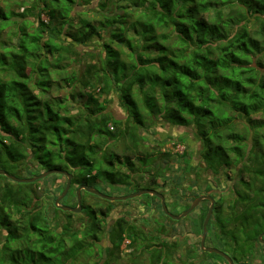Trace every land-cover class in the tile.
<instances>
[{"label": "trees", "instance_id": "obj_1", "mask_svg": "<svg viewBox=\"0 0 264 264\" xmlns=\"http://www.w3.org/2000/svg\"><path fill=\"white\" fill-rule=\"evenodd\" d=\"M2 1L0 169L15 174L30 157L44 170L70 173L72 186L128 183L132 173L149 172L145 156L137 155L139 171L132 157L147 119L193 125L214 173L250 155L243 168L260 180L261 198L241 195L243 209L236 215L232 208L227 232L234 242L238 226L250 227L255 239L264 229V130L251 136L264 128V0H30L22 13L6 10ZM79 2L96 3L101 19L94 24L82 10L75 18ZM33 10L37 22L30 31L29 21L19 17ZM13 24L16 51L1 50L9 47L3 35ZM95 41L99 49L85 48ZM60 80L78 87L66 100L44 97ZM111 93L126 112L124 120L107 110ZM70 102L79 104L76 111L68 109ZM121 134L131 154L108 149ZM37 182L0 174V264H113L125 236L131 246L137 242L136 225L121 215L109 228L111 251L103 258L99 242L111 201L96 210L84 206L81 194L87 219L75 224L74 212L54 205V215L48 214ZM147 184L158 190L163 185L153 173ZM145 195L162 211L155 195ZM58 213L65 221L53 225ZM141 234L149 241L142 244L149 264H172L176 241ZM95 252L101 258L89 262Z\"/></svg>", "mask_w": 264, "mask_h": 264}, {"label": "rangeland", "instance_id": "obj_2", "mask_svg": "<svg viewBox=\"0 0 264 264\" xmlns=\"http://www.w3.org/2000/svg\"><path fill=\"white\" fill-rule=\"evenodd\" d=\"M29 2L30 0H3L2 4L6 10H13L22 13L24 12L23 9L27 7L26 5L29 6ZM108 3L109 6L107 11L111 12L113 10L111 3L113 2L110 1ZM75 10L78 13H76ZM75 10L73 13L75 18L81 14L79 13L81 10L83 12L87 11L85 16L90 18L94 24L102 17L96 3L90 5L79 2L78 6H75ZM41 17L43 20H46V15L44 13ZM25 20L29 21L26 28L31 31L33 28L32 25L36 26V11L33 10L27 16L19 17L20 22ZM17 26L18 24H13L4 30L3 38L8 39L9 42H7V45L9 47H5L1 50L11 49L16 51V48L12 47L11 44L16 43L17 38L16 36L11 35V31L16 30ZM78 26V23H75L74 29ZM78 47L84 48L81 46ZM85 48L99 49L96 41L88 44ZM74 68L77 71L79 66L76 65ZM54 75L53 79L57 81V75ZM77 87L78 84L76 83L72 84V86H68L62 80H60L59 84H55L53 82L49 92L44 97L56 96L62 97L66 100L71 92H75ZM109 98L110 100L107 103V110L115 118L124 120L126 112L121 107L116 94L111 93ZM69 101L73 100H68V102ZM79 101L80 105L85 102L83 99ZM79 104L75 105L74 102H70V108L68 109L76 111ZM145 123V128L140 130L142 139L139 142V152H132V157L136 165V170L138 169L139 171L142 168V164L137 155H143V157L145 156L147 158L146 169H149V172L132 173L133 176H130L128 183L113 184L110 182H99L96 184L90 183V185L109 196L127 195L135 191L148 188L147 179L149 174L153 173L154 175L159 176V182L163 184L160 187V190L155 188L153 189L160 193L161 191L163 192L166 205L170 211H173V209L180 210L183 204L190 200V196L187 195L199 192L200 190H198V185H200V183L205 179H209L211 177L207 175L205 167L203 166L204 160L202 154L205 148L196 134L193 125H190L189 127L172 125L162 118L158 120L147 119ZM239 126L245 127L242 123H240ZM263 130V127L254 129L251 136L254 137L259 135ZM117 139L118 140L108 144V149L116 151L119 155L127 153L131 154V152L126 151L125 146L128 145V140L125 138L124 134L119 135ZM147 153H149V156H146ZM43 171L45 170L40 168L34 159L28 157L24 165H22L19 170L14 171L15 174L13 175L20 178H26L35 176ZM234 171V169H230V175L227 174V176H225L226 179L221 176L222 180L219 182L217 178L215 179L218 182L216 186L218 190H224L223 192L227 194L226 190H228V185L234 182ZM66 179V176L63 174L51 173L46 177L39 179V182H37V185L35 186L38 195H40L42 199L41 205L46 207L50 216L54 215V200L62 193ZM215 180L213 181L214 183L216 182ZM191 183H194L195 190H192L194 187H191ZM75 187L76 186L71 185L65 195L67 197L63 198V200L59 203L72 206L76 205L74 194ZM81 194H83L84 206L86 207L93 206L97 210L99 207H105L107 205V202L105 201L106 199L104 198L93 197L84 190L81 191ZM231 197L232 195L230 193V196L228 195V197H225L223 202H230ZM156 203V200L154 203V200L145 194L125 200L111 201V208L109 215L106 216L105 226L107 227L111 225L117 217L123 215L134 221L137 225H141L143 233L147 232L153 235L160 234L162 239H167L168 241L172 238L178 239V250L172 257L173 261L171 259L172 264H228L221 256H217L212 252H202L198 250L199 227L196 223V215H190L189 217H185L176 222L163 214ZM175 205L178 206L175 207ZM72 216L75 224H81L85 221L84 219H87L85 209L83 211V207L79 212H74ZM64 221L65 216L62 213H58L57 217L51 220L53 225H61ZM208 229L209 235L206 245L216 248L221 247L217 241H214L212 238L210 240L212 235L211 226H209ZM1 236L2 234L0 233V238ZM104 236H106V232H104L103 239L101 238L100 243L105 247L104 255L106 256L109 254L108 252L110 246ZM216 236L219 235L216 234ZM139 241L141 242V250L137 248L129 249L128 246L124 247V245H121V251L119 254L120 259L118 258L117 260H114L113 264H149L150 258L148 253L143 250L142 246L143 243H149V241L145 238L143 239L142 234ZM224 249L227 251L228 246L225 245ZM87 258L92 262H98V259L101 257L94 253Z\"/></svg>", "mask_w": 264, "mask_h": 264}, {"label": "flooded vegetation", "instance_id": "obj_3", "mask_svg": "<svg viewBox=\"0 0 264 264\" xmlns=\"http://www.w3.org/2000/svg\"><path fill=\"white\" fill-rule=\"evenodd\" d=\"M244 149H248V148L245 147ZM231 153H233V152H231ZM233 156L234 155H232L231 157H233ZM248 157H250V155L245 154L243 157L244 161L238 162V164H236V165L229 166L227 169L220 168L217 171V173H214L209 168H207V164L203 158V160H204L203 166L205 167L207 175L211 176V177L209 179H205L204 181H202L200 183V185H198V190H200L199 192H195L192 195H187V196H190V200L188 202L184 203L180 210H176V209H173V211H170L169 209L168 210L171 213L178 215V214L182 213L184 210H186L192 204L194 199H196L197 197L205 196V195L212 197L214 199V202H213V208H212L209 220L206 224V236H205V240H204V246L207 247L206 241H207V238L209 235V233H208L209 229L208 228H209V226H211L212 235L210 237V240L212 238L214 241H217V243L219 245H221V247H219L218 249L224 251L227 255H229L231 257V259L233 260L234 264H264V229L259 231L258 234L256 235L255 239H254L253 237L248 235V233H249L248 231L250 230V227L238 226V228L236 229V232H235L236 241H234V242L232 240L231 235L227 232L228 228L230 230L233 227L232 224H229V223H231V222H229L230 221L229 218H230V215L232 212V208L235 209L236 215H238L241 212V210L243 209L244 202H242L243 200H241V195L248 193L250 195V197H253L255 200H258L259 197L261 198V194L258 193V191H257V187L259 186L260 180H258V178L253 180L251 178L250 170H248V169L245 170L243 168V165L249 164L248 160H247ZM230 169L235 170L234 171V178H233L234 182L230 183L228 185V190H226L227 194H225L223 192L224 190H218L216 188V186H217V183L220 180H222L221 176L226 179L225 176H227V174L230 175ZM216 178L218 179V182L215 180ZM214 180L216 181L215 183L213 182ZM243 182H248L249 185L247 187H245ZM65 184H66V182H65ZM65 184H64V187H65ZM78 186H76L75 190H74L76 205H73V207L77 206L76 188ZM191 187H194L192 190H195L194 183H191ZM81 191H83V190H81ZM242 191H243V193H242ZM230 193L232 195L231 201L230 202H227V201L223 202V199L225 197H228V195L230 196ZM90 195L93 197L97 196L93 193H90ZM97 197H99V196H97ZM80 199H81V192H80ZM62 200H63V198H62ZM108 201H110V200H108ZM159 201H160V199H159ZM160 205H161V202H160ZM210 205H211V200L207 197H202L198 201L197 205L191 211H189L188 214L181 217L180 219H172L168 216L171 220L177 222V221H180L181 219H183L185 217H189L190 215H196V219H197L196 223L199 227L198 250H200L202 252H207V251H203L201 249L200 242H201V237H202L203 222H204V219L208 213ZM70 206H72V205H70ZM177 206L178 205H175V207H177ZM81 207H83L82 201H81ZM63 211H67V210H63ZM162 212H163V210H162ZM217 213H218L219 217L217 216ZM127 220H129L130 222H132L133 224L136 225V229L138 230L139 234H138L137 242L135 243V245L134 244L132 246L130 245L131 244V238L127 237V236L124 237L121 245H124V247L128 246L129 249L137 248V249L141 250V242L139 241L141 239V225H137L134 221H132L128 218H127ZM114 221L111 223V225L107 226V228L105 227L104 232H106V236H104V237H106L108 243H109V240H108L109 228L112 226ZM224 224L226 225L225 227H224ZM216 234L219 236H216ZM101 238L103 239V235ZM171 240L176 241L179 244L178 239L172 238ZM169 241H170V239H169ZM99 244H101V243L99 242ZM121 245H120V250H121ZM225 245L228 246L229 252H228V250L226 251L224 249ZM109 246L110 247H109L108 253H110V251H111L110 243H109ZM101 248H102V250H101L100 255L103 258H105L106 257L104 255L105 247L101 245ZM212 253H215V252H212ZM95 254H98V252H95ZM219 256H221V255H219ZM233 256H234V258H233ZM118 258L120 259V257H118ZM222 258L228 263V261L224 257H222ZM89 262H92V261L89 260Z\"/></svg>", "mask_w": 264, "mask_h": 264}, {"label": "water", "instance_id": "obj_4", "mask_svg": "<svg viewBox=\"0 0 264 264\" xmlns=\"http://www.w3.org/2000/svg\"><path fill=\"white\" fill-rule=\"evenodd\" d=\"M51 173H59V174H63L66 176V184H65V187L62 191V193L56 197V199L54 200V204L56 207L62 209V210H67V211H72V212H79L81 210V199H80V192L81 190H85V191H88L90 193H93L101 198H104V199H107V200H110V201H114V200H125V199H129V198H133L135 196H139V195H142V194H151V195H155L157 196L159 199H160V202H161V207H162V210L164 212L165 215L169 216L170 218L172 219H180L181 217L185 216L186 214H188L189 211H191L198 203V201L202 198V197H207L211 200V205L209 207V210H208V213L204 219V222H203V228H202V237H201V242H200V247L203 251H207V252H215L219 255H221L222 257H224L229 264H234L233 263V260L231 259V257L229 255H227L224 251L216 248V247H212V246H204V240H205V236H206V224L209 220V217H210V214H211V211H212V208H213V202H214V199L210 196H200V197H197L196 199H194V201L192 202V204L186 209L184 210L182 213L176 215V214H173L171 213L169 210H168V207L166 205V202H165V197L162 193L158 192L157 190L153 189V188H144V189H141V190H138V191H135L133 193H130V194H127V195H120V196H109V195H106L104 193H102L101 191H99L98 189H95L94 187H92L91 185H86V184H80L77 188H76V200H77V206L73 207V206H70V205H65V204H62V203H59L62 198H64V196L67 194V191L69 190L70 186H71V174L68 173L67 171H64V170H60V169H57V168H52V169H46L45 171L35 175V176H32V177H26V178H20V177H17L9 172H7L6 170L4 169H0V174H3L5 175L8 179L12 180V181H15V182H33V181H36V180H39L41 178H44L46 177L47 175L51 174Z\"/></svg>", "mask_w": 264, "mask_h": 264}, {"label": "built area", "instance_id": "obj_5", "mask_svg": "<svg viewBox=\"0 0 264 264\" xmlns=\"http://www.w3.org/2000/svg\"><path fill=\"white\" fill-rule=\"evenodd\" d=\"M108 126L110 129H113V126L110 123L108 124Z\"/></svg>", "mask_w": 264, "mask_h": 264}]
</instances>
